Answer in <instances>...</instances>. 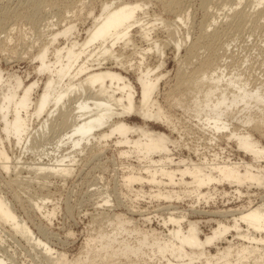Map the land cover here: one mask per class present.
<instances>
[{
    "label": "rangeland",
    "instance_id": "obj_1",
    "mask_svg": "<svg viewBox=\"0 0 264 264\" xmlns=\"http://www.w3.org/2000/svg\"><path fill=\"white\" fill-rule=\"evenodd\" d=\"M126 1L147 6L139 17L142 24H153V35L150 40H146L142 28H138L132 32V45L121 42L115 49L114 58L119 65L131 71L130 64L134 62L132 73L127 75L124 70L117 68L110 56L107 57L105 68L129 78L139 94V63L142 60L138 54L152 48L154 52L145 56L144 63L150 71L158 70L151 75L154 80L160 78L155 99L164 117V120L143 121L134 116L128 119V124L170 138L168 147L172 151V163H162L163 168H168L166 172L176 174L192 168V163L216 162L232 165L241 175H245L246 171L252 172L258 179L242 185H213L201 192L188 184L169 185L165 179L160 187L145 181L129 189L125 184L128 175H141L148 179L147 171L142 169L149 165H144L132 156H122V152L130 149L117 148V140L114 139L106 143H92L84 149V154L75 155L76 164L67 163L75 170L72 176H53L45 180L36 177L30 168H35L33 164L40 161L54 163L55 155L50 152L56 150L71 122L65 127L62 123L68 119L56 117L49 120L48 132H39L40 124L48 118L35 120L29 152H24V148L16 146L14 141L8 142L1 125L0 150H5L14 163L9 171H5L0 163V199L18 218L20 226H30L36 238L24 235L21 230L14 228L11 223H4L0 218V258H4L6 264H144L133 255L115 258L101 252L100 239L105 237V242L108 236L111 238L116 233L119 241H127L133 247L138 245L139 239L147 237L150 245L142 249L150 254V263L153 264H236L238 260L242 264H264V244L250 243L240 238L248 231L245 225L241 228L243 235L230 230L214 246L205 247L209 253L207 258L199 256L203 251L199 249L196 250L197 255L193 256L194 261L188 258L183 261L177 253L172 254L166 248V242H172L178 230V226L168 224V216L178 220L186 218L181 222L183 232L187 234L190 225L194 224L199 238L205 241L208 237H214L222 225L233 228L234 222L230 218L233 213L238 214L248 208L264 209V159L255 161L251 155L239 150L236 140L228 142V138L204 128V122L200 124L196 120V113L203 117L211 110L204 106L202 95L200 102L195 103L194 97L198 96V92L190 93L187 90L194 74L211 73L222 67L226 70L227 78L244 77L243 82L236 87L244 86L248 91L259 89L264 98V9L254 11L252 2L255 0H245L239 7L235 1L228 6L216 2L211 9L204 7L201 0H180L181 6L174 13L167 10L164 4L168 0H0V70L6 78L0 86V105L10 88L8 84L16 89L13 81L15 77L22 78L26 87L35 80L39 81L40 89L33 96L34 102H37L50 79L48 72L38 74V68L42 65L40 54L44 48L48 46L47 65L49 62H58L56 52L62 50L66 42L68 48H72L74 42L78 43L76 52H80L104 8L112 2ZM242 12L246 16L244 23L232 19ZM175 13L184 20L186 26L177 23ZM68 26H74V34L54 42V35ZM186 34L190 40L183 43L179 54L175 41L183 40ZM154 42L160 44L164 58L155 53ZM95 46L90 51L96 52L98 46ZM68 48H64V52H68ZM220 85L224 89L227 84L223 82ZM234 91L231 89L228 94ZM220 98L216 97L215 100ZM136 101V106H140V95ZM220 113L224 116L222 124L230 126L228 135H247L257 142L259 148L264 149V127L260 131L255 130V124L262 121L264 116V99L261 104H251L250 108L241 104L232 112L224 110ZM245 119L252 122L250 126H244ZM102 133L108 134L110 129L98 134ZM129 137L136 139L139 136L135 134ZM46 152L50 158L44 156ZM67 152L70 153L69 149L63 148L61 155L67 156ZM16 158L22 159L20 169L15 163ZM165 158L164 154H156L154 161H163ZM181 161L185 163L181 164ZM187 181L191 182L190 179ZM167 192L172 193V202L157 197L159 193L166 195ZM33 202L44 208L43 213L55 212L53 222L44 218L43 213L36 212ZM116 215L123 217L124 226L112 225L111 220ZM38 238L56 252L50 255L42 244L38 248ZM242 244L249 248L246 254L237 249ZM160 246L166 248V252L158 254ZM229 247L233 250L227 256L223 252ZM187 250L191 252V249Z\"/></svg>",
    "mask_w": 264,
    "mask_h": 264
},
{
    "label": "bare ground",
    "instance_id": "obj_2",
    "mask_svg": "<svg viewBox=\"0 0 264 264\" xmlns=\"http://www.w3.org/2000/svg\"><path fill=\"white\" fill-rule=\"evenodd\" d=\"M235 1V4L239 6L244 4L245 0H201L204 7L211 9L212 4L216 2L228 6L230 2ZM250 1V0H249ZM164 4L170 12L174 13L176 9L180 8V0H168ZM253 10L260 12L264 9V0H255L252 2ZM146 5L132 4L129 2L116 3L107 5L104 8V12L100 14V18L96 20V26L88 34V38L81 46L80 52L78 50V43L74 42L72 48H68V42L66 46H62V50L56 52V64L49 62L48 60V46L44 48V52L40 54V60L42 65L38 68V74L44 75L46 72L50 74V79L39 97L37 102H34L33 96L40 89V83L35 80L26 87L22 78L15 77V90L12 84H8V92L4 96V101L0 105V130L3 126L2 132L6 135L8 142H16V146L24 148V152H29V147L33 137H30L34 131L33 123L35 120H41L43 117L48 118L44 120L43 124H40L39 132H48L49 120L60 117L68 119L62 123L63 126H68L70 121V127L66 130L65 136L60 138L56 150L50 152L54 156V163L45 164L42 161L33 164L35 168H30L36 173V177L44 178L47 180L53 176H70L75 170L72 165L76 164L77 160L75 155L84 154V149L92 143H106L110 140L116 139L115 146L117 148H129L130 150L121 153L122 156H132L137 158L140 162L149 165L143 167L142 170L148 174V179H145L141 175H128L126 179V186L132 189L137 183H150L156 187L164 184V179L168 181L169 185L188 184L194 186L197 192H201L207 189L209 186L225 185L226 183L231 185H242L247 181H256L258 176L253 175L252 172L246 171L245 175H241L239 172L232 168V165L228 163H216V162H203L201 164L192 163L191 167L181 172L172 174L166 172L168 168H163L162 163H172V151L169 149L168 144L170 138L164 134H152V132H146L144 128L128 124V119L132 117H139L143 121L147 120H164L161 113V109L158 105V101L155 99V94L158 91L160 84V78L154 80L151 74L158 72L150 71V68L145 66V56L149 53L152 54L154 50L150 48L149 51L141 52L138 54L141 58L139 63L140 77L138 79V85L141 91L137 92L135 86L129 78L124 77L122 74L113 71V69H107V57L113 58V63L117 68L124 70L125 74L132 73L124 65H119L114 58V51L117 46H120L121 42H125L127 46L132 45V32L138 28H142L143 37L146 40H150L153 35L151 31L152 25L149 22L143 23L140 19V14H144ZM207 8V9H208ZM209 9V10H210ZM176 14V13H175ZM177 15V14H176ZM177 23L184 24V20L178 15ZM233 20H239L244 23L246 20L245 14H236ZM188 22V20H186ZM164 25V22H161ZM74 26L65 27V30L58 32L54 35V42H58L59 38H66L74 33ZM178 34V32H176ZM190 40V36L186 34L183 40L176 39L175 48L177 52L183 49V43ZM98 50L92 52L96 46ZM155 47V53L164 58V51L161 50L160 44L153 43ZM64 48H68V52H64ZM95 57L96 60H93ZM36 60V58H34ZM38 62V60H36ZM226 70L222 67L216 68L213 72H204L202 74H194L187 85V90L191 93L193 91L198 92V96L194 97V102H200V96L204 98V106L211 110L208 115L203 116L200 113H196V120L203 123L204 128L213 131L214 134L224 136L228 138V142L234 139L239 146V150L246 154L251 155L255 161L264 159V149L259 148L257 142L247 135H228L231 132L230 126H224L222 120L224 116L220 112L224 110H230L238 108L241 104L245 108H250L251 104L263 103V96L259 89L255 91H248L246 87H236L240 85L242 78L238 79L233 76L227 78ZM4 72L0 70V86L4 82ZM226 83V87L222 89L221 83ZM243 82V81H242ZM231 89H235L232 94H228ZM140 95V106H136V98ZM216 97H221L215 100ZM157 112H155V110ZM170 123V120L167 121ZM244 126H250L252 123L250 120L245 119ZM226 124V122H224ZM264 127V116L262 121L255 124V130L260 131ZM105 129H110L108 134H98ZM44 134V133H43ZM138 134V138L131 139L130 135ZM2 142V140H0ZM174 146V144H172ZM4 148V144H2ZM68 148L67 156L61 155V150ZM83 151V152H82ZM50 154L46 152L44 156L50 158ZM156 154H164L166 156L163 161H154ZM61 155V156H60ZM17 159V158H16ZM15 159V160H16ZM218 160V158H216ZM16 165L19 168V164H22V159L16 160ZM0 163L5 171H9L11 164L14 162L8 156L6 151L0 150ZM69 163V164H67ZM185 163L184 161L180 162ZM32 164V163H31ZM16 168V170H18ZM250 168V166H248ZM20 169V168H19ZM166 172V173H164ZM72 176V175H71ZM179 176V177H178ZM190 179L191 182L187 180ZM172 193L167 192L165 194L159 193L158 198H163L166 202H172ZM240 194V192H238ZM156 196V194H154ZM205 197V196H204ZM180 198V196H178ZM200 200V198H198ZM47 200H44L46 202ZM108 202V200H106ZM105 202V203H106ZM33 209L36 212L43 213L44 208L39 204L33 202ZM171 208V207H170ZM165 209V208H164ZM167 210V208H166ZM170 210V209H168ZM245 210V209H244ZM170 212V211H169ZM55 212L47 211L43 213L44 218L53 222ZM0 218L4 223H11L14 228L21 230L24 235L30 238H36L30 230V226H20L18 218L13 214L11 209L4 203V200L0 199ZM148 216L147 219H149ZM168 224L172 226H178L176 230L175 239L168 244L166 242V248L172 254H178L180 260H186L187 258L194 261V257L197 255L196 250L202 249L200 257L207 258L208 252L205 247H212L217 241H220L225 234H228L230 230H235L238 234L243 235L241 232L242 226H246L247 230L244 236L240 238L246 242L262 243L264 244V209L248 208L238 214L233 213L230 218L234 222L233 228H227L226 226H220L215 232L214 237H208L205 241L199 238V233L194 224L190 225V229L187 234L183 232L181 222H184L186 218L178 220L174 217L168 216ZM146 220V219H145ZM164 220V218H162ZM122 216L116 215L112 218L111 223L116 227L124 226ZM164 228H166V222H164ZM124 231V229H122ZM170 232V230H168ZM104 236V235H102ZM101 236V237H102ZM174 238V236H172ZM147 237H142L138 240V247L131 246L127 241H119L118 234H114L110 238L108 236L107 241L105 237L100 239L101 252L110 255L111 257H134L140 258L144 264L150 263V254L145 251L144 246L148 248L149 242ZM240 239V240H241ZM38 242V248L40 244L44 246V250L49 252L50 255L54 254L56 250H52L46 242H42L40 238L36 240ZM118 242V243H117ZM117 243V245H116ZM94 244V242H92ZM160 244V242H158ZM88 246L90 244L88 243ZM152 248V246H150ZM166 248L160 246L158 248V254L166 252ZM191 249L189 252L187 249ZM242 253L246 254L249 248L243 244L237 248ZM236 249V250H237ZM232 247L225 249L223 254L230 256ZM154 254V250H152ZM253 254H250L252 256ZM166 256V254H164ZM242 256V254H240ZM148 257V258H147ZM174 258V256H172ZM246 258V256H244ZM148 259V260H147ZM168 260V258H164ZM240 262V260H238ZM236 262V264H238ZM0 264H6L4 258H0ZM94 264V263H92ZM168 264H174V262H168ZM186 264H194V262H186ZM242 264V262H240Z\"/></svg>",
    "mask_w": 264,
    "mask_h": 264
}]
</instances>
